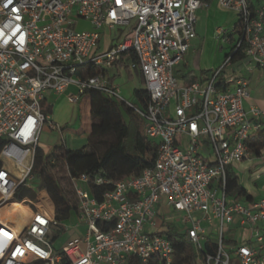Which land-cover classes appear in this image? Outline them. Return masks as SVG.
Listing matches in <instances>:
<instances>
[{
	"label": "built area",
	"instance_id": "obj_1",
	"mask_svg": "<svg viewBox=\"0 0 264 264\" xmlns=\"http://www.w3.org/2000/svg\"><path fill=\"white\" fill-rule=\"evenodd\" d=\"M206 1L0 0V264H128L132 257L174 264L171 241L160 226L155 230L167 213L176 215L196 256L214 238L216 252L205 255V264H264V197L248 202L226 194L229 167L258 159L262 168L253 178L264 180V149L255 153L248 145L264 132V99L262 107L251 103L250 79L242 75L258 70L264 85V0L253 8L246 0H214L237 15L229 33L215 32L230 44L229 55L203 82L180 85L173 70L196 38L197 11ZM105 29H117L119 38L97 54ZM126 53L134 54L144 79L149 102L143 109L124 103L105 75L83 73L108 70ZM71 86L74 101L96 91L131 108L145 123V137L156 142L157 157L152 169L116 182L102 172L70 177L84 236L56 251L54 230L67 229L55 222L48 196L16 202L14 195L34 188L42 131H59L43 112L47 95ZM92 187L110 189L98 201ZM11 202L22 209L7 216L3 209ZM235 219L253 241L228 250L224 229Z\"/></svg>",
	"mask_w": 264,
	"mask_h": 264
},
{
	"label": "trees",
	"instance_id": "obj_2",
	"mask_svg": "<svg viewBox=\"0 0 264 264\" xmlns=\"http://www.w3.org/2000/svg\"><path fill=\"white\" fill-rule=\"evenodd\" d=\"M246 1L250 8H253L254 4L257 3V0ZM228 55L225 54V56ZM115 66L123 68L129 77L131 73L130 66H134V75L138 78L141 86L145 85L144 79L138 71L137 60L134 54H124ZM83 73L89 77L98 74L107 75L106 70L96 67H88ZM84 96H89L91 102V127L86 144L80 149H66L59 153L56 152L57 157L42 156L40 163L43 166V170L48 167L49 161L54 164L55 161L52 159L55 158L67 170L69 182L70 177H77L80 174L93 175L99 172H102L106 179L116 182L130 177H137L144 170L152 169L157 157V144L145 137L144 121L131 108L124 104H119L99 92L89 91ZM133 98L135 102L133 106L136 108L143 109L149 102L148 93L142 88L134 90ZM3 144L4 142L0 141V151ZM248 145L255 153L264 149V132H261L256 138L249 141ZM1 167L2 164L0 162V169ZM33 175L36 180L40 181L41 186H43L53 205L54 220L57 224L65 225L71 215L77 216V203L74 206L67 200L61 186L51 174L47 173L43 177L42 173L34 172ZM226 176L227 196L236 200L245 199L248 202L253 201V198L241 186L239 178L233 169L227 168ZM109 189L110 187H92L90 188V193L100 201L101 195ZM41 196L43 198L45 194L42 193ZM25 198L33 201L35 193L28 188L21 187L15 193L14 200L21 202ZM159 226L174 248V264H205V255H214L216 252V244L212 240H208L203 244V252L196 256L192 245L185 240L184 235L179 232L172 221L170 222L168 218H163L160 220ZM58 228V230H54V237L51 239L52 243L65 232L62 226ZM222 244L230 245L233 243L223 239ZM197 259L200 263H197ZM128 264H141V262L132 257L129 259Z\"/></svg>",
	"mask_w": 264,
	"mask_h": 264
},
{
	"label": "crops",
	"instance_id": "obj_3",
	"mask_svg": "<svg viewBox=\"0 0 264 264\" xmlns=\"http://www.w3.org/2000/svg\"><path fill=\"white\" fill-rule=\"evenodd\" d=\"M236 23L237 15L234 12L221 8L219 5H217L214 0L206 1V6L200 8L197 11V20L195 25L196 38L192 41L190 49L184 57L183 62L177 67H175L176 69L182 67V69L179 70V73L181 72L179 81L177 79L180 85L201 83L213 70L217 69L221 65L219 64L221 63L219 58L210 62L208 56L205 57L203 52H199L200 45L207 39L213 41V36L215 35V32L220 29L226 30L227 28L226 31L229 33L230 29L234 27ZM81 26L83 29H89V25L86 23H81ZM112 68H115L116 70H123V68H119V66L116 67L115 65ZM106 71V77L108 78L110 83L115 86V76H111L109 70ZM130 72L132 73L133 71L130 70ZM131 73L130 78H132ZM75 94L76 90L74 88H69L65 94L60 96H56L53 94L47 95V99L45 100L43 106V112L49 117L50 121L53 124L59 127V131L51 132L48 130V128H45L43 131L47 132L50 136L53 137H68L70 138V140H72V143L74 141L86 142L91 127V102L89 96H82L77 101H74L72 99V96ZM76 126H78L77 129L75 128ZM39 144L40 138L37 148V156L41 158L43 155L41 154ZM63 147L64 150L79 149L67 148V146L64 145ZM64 150L62 149V147H54V151L57 153L62 152ZM260 168H262V163L260 160L257 159L252 160L251 162H244L233 169L235 173L236 170H239L241 171V174H243L245 182L250 186V190L254 193V195L245 186H241L245 189L247 194L253 198V200H256L255 197L258 196L257 191H260V193L264 195V182L262 183V186L259 187L260 183L264 180L262 179L256 181L253 178L254 171L259 170ZM238 175L239 174H237V176ZM238 178L240 181V175L238 176ZM259 229L260 234L263 238V246L259 252L260 255L264 257V224H260ZM227 233L228 237L224 240L234 244H225V247L228 250H232L243 243L253 241L250 240L248 228L241 225L238 219H235L233 224L227 227ZM211 240L213 241L214 238H211Z\"/></svg>",
	"mask_w": 264,
	"mask_h": 264
},
{
	"label": "rangeland",
	"instance_id": "obj_4",
	"mask_svg": "<svg viewBox=\"0 0 264 264\" xmlns=\"http://www.w3.org/2000/svg\"><path fill=\"white\" fill-rule=\"evenodd\" d=\"M79 30H81V29H79ZM220 30L224 31L225 29H220ZM226 30H227V28H226ZM118 38H119V33H118L117 29H114L112 31H108L105 29L103 31V36L100 40V43H99L98 47L95 49V53L99 54V53L106 52L111 46L114 45V43L117 41ZM229 49H230L229 43L225 42L222 39L217 38V36L214 35L213 41L210 39H207L206 41H204L200 45L199 52H203L205 57L208 56L210 62L219 58L220 62L222 63V61L224 60V55L229 52ZM221 63H219V64H221ZM181 69H182V67L174 69V77L176 79H178V81H179V77L181 76V72L179 73V70H181ZM108 70H109V73L111 76H115L114 84H115V86L118 87V89L120 91V96H121L123 102L131 104V105H135L134 98H133V92H134V90H139L141 88L146 89L145 85L141 86L138 78L133 74V72L131 73L132 78H130L124 69L123 70L122 69L116 70L115 68H109ZM242 75L245 78L250 79L251 103L254 105H257L258 107H262L263 106V99H264V85L262 84L261 72L258 70H255L254 73L252 75H250L247 73L246 69H243ZM70 88H73V86H71ZM75 128L77 129L78 126H76ZM76 129H74V130H76ZM85 144H86V142H84V141H76V142L74 141L72 143V140H70V138H68V137L67 138H65V137L60 138L59 136L53 137V136H50L47 132L43 131L41 134V137H40L39 147H40L41 154L44 157H47V156H56L57 157V154L54 151V147H56V146L58 148L62 147L63 150H64L63 145L67 146V148H79L80 149ZM52 160H54L55 163L52 164L49 161L47 164L48 167L45 170H43V166L40 163V157L37 156L36 164L34 167V172L35 173H42L43 177H45V175L47 173L51 174L53 176V178L55 180H57V182L61 186L67 200L71 204L76 206L77 201H76V197L73 193L72 187H71L69 179H68L67 170L57 159L53 158ZM237 174L240 175L241 185L245 186L247 189L250 190V186L245 182V180L243 178V174H241V171L236 170V175ZM263 182L264 181H262L260 183L259 187L262 186ZM32 185H33L32 187H34V188L31 191L35 193L34 199H36V197L40 193L45 192V190L43 189V186H41L40 181L36 180L35 176H34V181H33ZM45 194H46V192H45ZM257 194H258V196L255 197L256 200L262 199L264 197V195H262L260 193V191H257ZM253 195H254V193H253ZM43 198H45V197H43ZM46 203H48V201H46ZM11 204H12L11 206H8L7 208L5 207L3 209L4 213L7 214V216H13L14 213H16L18 210L22 209V206L19 205L18 203L12 202ZM167 216H168L167 218L169 219L170 222L172 221V223L177 224L176 222H178V220H176V217H175L176 215L171 214V213H167ZM159 222H160V220L157 219L156 220V226L157 227L155 230H160L158 227ZM76 225H78L77 218H76V216L71 215L68 222H66V224L64 225L67 230H65L64 234L62 236L58 237V239L53 243V247L56 251H60L61 246L64 245L70 239L75 238V237L82 238L84 236V227L81 224L79 225V227H76ZM227 237H228L227 227H225L223 239H225Z\"/></svg>",
	"mask_w": 264,
	"mask_h": 264
}]
</instances>
